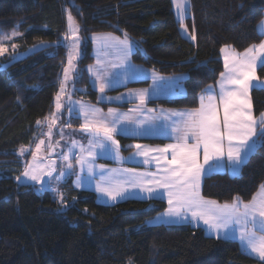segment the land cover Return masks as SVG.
Here are the masks:
<instances>
[{
	"label": "trees",
	"instance_id": "trees-1",
	"mask_svg": "<svg viewBox=\"0 0 264 264\" xmlns=\"http://www.w3.org/2000/svg\"><path fill=\"white\" fill-rule=\"evenodd\" d=\"M68 15L88 39L74 96L104 107L115 104L100 102L91 84L87 66L95 62L93 34L128 37L137 42L135 63L163 75L187 74L185 96L157 100L175 109H197L206 89L217 84L225 71L221 48L244 52L264 40L259 29L264 0H190L184 21L176 16L173 0H0V41L19 33L0 57V264H264L238 241L209 236L202 227L154 224L168 207L163 199L104 205L94 191L75 186L73 173L59 191L17 183L27 158L20 150L37 144L42 124L56 113L68 62ZM183 24L194 40L183 36ZM35 45L40 48L17 58ZM258 74L264 79V67ZM252 100L260 116L264 88H255ZM72 124L80 126L81 119L73 118ZM262 133L240 174L215 172L204 178V197L220 203L253 199L264 185Z\"/></svg>",
	"mask_w": 264,
	"mask_h": 264
},
{
	"label": "rangeland",
	"instance_id": "rangeland-1",
	"mask_svg": "<svg viewBox=\"0 0 264 264\" xmlns=\"http://www.w3.org/2000/svg\"><path fill=\"white\" fill-rule=\"evenodd\" d=\"M177 3L182 4L183 8L178 9L176 6ZM173 5L176 16L184 21L189 12L190 0H176L175 3L173 0ZM181 12L183 13L182 18ZM71 17L74 22L73 26L79 29L76 34L79 48H73L77 40L71 38L68 20V31L66 36L69 38L66 39L65 36L64 41L68 47V61L70 54L73 56V59L72 65L69 66L67 62L65 67L69 68V73L68 79L66 80L64 72V91L61 93L60 89L59 92V104L61 107L56 109L53 118L48 119L42 124V137L38 140L37 144L35 146L22 147L20 150L21 155L27 156L24 160V169L21 174L17 176L19 179L16 177L17 183L20 185H39L51 155H54L53 160H55L56 163L57 175L52 179L50 185L55 186L57 191L60 190L62 183L71 173L74 174V179L77 183L79 181L82 186H87L90 183V186L97 189V185L100 184L97 179L99 176L105 175L103 171L106 169L107 161H113L123 166L124 163L132 164L133 162L142 164L148 159L149 162L145 164L150 166V160L154 158L166 156L169 159V152L161 153L156 151V154H154L153 151H149L148 157L137 155L139 151L151 149L150 146L146 145L149 144L148 142L142 141L138 139V137L150 138V136H154L157 132H166V130L172 131L174 127L181 124L183 119H186V117L179 114L196 110L165 108L157 103L159 99L185 96L187 93L185 85L187 74L173 76L163 75L152 68L135 63L133 60V52L136 50L137 42L128 37L122 38L118 35L108 33L93 34L90 37L93 41V54L95 56V62L87 66L91 84L98 91L100 102H116L120 105L123 103H130V108L122 112L121 110L111 107L110 109H112L113 112L110 114L109 110H105V107L102 105L92 104L86 100L75 97V78L79 72V63L83 57V44L88 39L81 34L79 24L74 20L73 16ZM181 30L184 37L194 40L193 37L195 36L191 33L188 26L183 24ZM14 33L17 32L8 34L6 36L7 38L4 37L0 41V45L5 49V51L0 54V57L8 51L11 42L19 37V33L16 35H14ZM109 37H116L118 40H110L108 39ZM125 39L128 41L127 48L118 43V41ZM39 46L40 45H35L31 47L28 51L20 53L17 58L19 59L35 52L40 48ZM224 49H226V53L229 56L233 53L237 54V52L230 48L224 47ZM77 51L79 55H77ZM226 53H224V60ZM133 71L139 74L138 78L132 79L130 76L126 75ZM98 75L101 78L100 80H97ZM154 75L157 77L155 85L152 79ZM261 79L263 78L260 77V80ZM102 82L105 84L111 82L110 86L105 87L103 93L100 91V83ZM143 89H147L150 95L145 100V103L140 105L139 99L130 94ZM153 89H155L154 94ZM79 90L82 89L79 87ZM117 97L121 99H117ZM85 112H87V117L85 116ZM73 118H80L82 124L80 126L72 124ZM86 119L93 123H102L108 126H113V124H115L117 131L113 134V138L118 142V154L117 146L115 147L110 141L105 140L102 133L94 135L93 133L83 130ZM53 120H55V123H53ZM142 121L143 124H141ZM122 129L126 131H121ZM174 134V136L177 135L175 132ZM121 136L136 138V140L123 143L120 138ZM171 140L173 141L166 143L174 144L177 142L175 138ZM41 141H43V144L40 143ZM100 143H103V147L100 146ZM38 144H40L39 151L36 149ZM135 145H141L142 147L141 149H137ZM162 148L165 147L160 145L158 149ZM81 149H83V151ZM89 151L92 152L91 156L89 155ZM34 155L36 157L35 160L33 159ZM75 155H78V157L75 158ZM65 156L68 157L67 160L64 159ZM81 159L84 161L83 164L79 162ZM159 162L160 167L166 166L162 159ZM69 164H71V168L68 167ZM29 165H32L37 175L40 176L39 182L35 181V184H32L33 180H29L22 175L25 168ZM89 168L92 169L91 172H89ZM151 172V170L147 169L143 173ZM61 173H63V175H61ZM121 177L123 176L121 175ZM148 178L149 176L143 177V180L146 181ZM97 192L98 201L104 205H115L130 199L125 197L112 200L103 192ZM158 217L162 219L158 220ZM164 221L165 216L162 214L161 216H156L155 220L152 222L154 224H163Z\"/></svg>",
	"mask_w": 264,
	"mask_h": 264
},
{
	"label": "snow or ice",
	"instance_id": "snow-or-ice-1",
	"mask_svg": "<svg viewBox=\"0 0 264 264\" xmlns=\"http://www.w3.org/2000/svg\"><path fill=\"white\" fill-rule=\"evenodd\" d=\"M176 0H174V3ZM178 9H182L183 5L176 4ZM183 13L181 12V18ZM69 27L71 31V38L77 40L73 45L74 49L79 48L78 27L73 26V19L71 15L68 17ZM17 33H14L16 35ZM264 35V32L261 33ZM7 38V37H6ZM69 38L66 36V39ZM110 40H118L116 37H109ZM195 39V37H193ZM119 44L125 48L128 47L127 39L118 41ZM5 51L0 45V54ZM222 53H226V49L221 48ZM77 55L79 52L77 51ZM264 57V40L258 45H253L247 48L243 54L233 53L229 56L225 54V69L228 73H235V75H225L221 73V80L219 81L220 95L219 102L222 105L223 115L220 116L219 107L215 103L216 95L212 89H206V97L208 103L205 104V96L202 95L200 100L201 104L198 109L189 113L179 114L186 119H183L181 124L172 129L177 135L175 136L176 143L169 144L162 149H149L146 151H139L137 155L148 157L149 151H159L161 153L171 152V158L165 157L155 158L158 161V170L160 175L157 177L153 173H140L138 178L129 181L132 187H139L141 190L153 192L156 187L164 188L167 191L168 203L170 208L166 215L180 217L191 214L195 221H203L208 229L219 232L221 229H227L232 223L240 225V240L245 245V250H250L256 254L261 261H264V235L257 236L256 231L251 229H258L264 233V195L259 200L253 197L250 203L242 204L243 211H241V202L239 198L231 204L225 203L218 204L216 201L205 200L199 192L200 179L203 172L214 169L217 165L208 164L210 160L220 161V158L225 154L228 160L234 164L239 165L242 163L244 155L251 149L252 145L249 144L251 137L255 134L256 119L252 113V104L249 99V88L255 87L249 84V81L255 77V70L257 67V60ZM73 56L69 55V66L72 65ZM231 60V65L229 61ZM99 63V61H98ZM264 67V60L260 61ZM65 79H68L69 68H65ZM132 79L138 78L139 74L135 71L127 73ZM97 76V80H100ZM155 85L157 77H152ZM108 84L100 83V91L103 93ZM226 85H233L234 87H226ZM264 87V86H261ZM64 91L63 84L61 85V93ZM155 89H153V94ZM139 99L140 105L145 103L150 93L147 89L139 90L131 93ZM60 96L57 95V109L61 107L59 104ZM117 99H121L117 97ZM83 110V109H82ZM99 111V110H94ZM113 112L109 109V113ZM87 117V112H85ZM260 124L264 125V113L260 114ZM40 121H37L39 124ZM55 123V120H53ZM143 124V121L141 122ZM83 130L98 135L103 134L105 140L110 141L112 145L117 146L118 142L113 138V134L117 131L115 124L108 126L102 123H93L86 119L83 125ZM121 131H126L122 129ZM264 135V133H262ZM43 144V141L40 142ZM255 142H253L254 144ZM103 147V143H100ZM137 149H141V145H135ZM37 151L40 150V144L36 146ZM203 154L204 164L199 161V156ZM83 151V149H81ZM89 155L92 152L89 151ZM35 160V155L33 156ZM68 159L67 156L64 157ZM163 160L166 165L162 169L159 168V161ZM84 163L83 159L79 161ZM148 163L149 160L144 161ZM208 165V169L204 168ZM71 168V164L68 165ZM54 170V169H53ZM89 168V172H91ZM238 170V169H234ZM132 171V170H127ZM23 176L29 180L39 182L40 176L37 175L34 167L29 165L22 173ZM51 175V171L47 173ZM63 175V173H61ZM153 176L151 183L154 184L153 188H146L144 186L143 177ZM19 179V177H17ZM105 181V177H101ZM264 188V186H262ZM97 191L103 192L110 199L115 200L117 197L125 198L124 193L126 189L120 183L113 184L110 180L107 184L104 183L97 185ZM61 199H63L61 197ZM186 210V211H185ZM162 219L161 217L157 218ZM225 238H228L225 235Z\"/></svg>",
	"mask_w": 264,
	"mask_h": 264
},
{
	"label": "crops",
	"instance_id": "crops-1",
	"mask_svg": "<svg viewBox=\"0 0 264 264\" xmlns=\"http://www.w3.org/2000/svg\"><path fill=\"white\" fill-rule=\"evenodd\" d=\"M259 29H260L261 32H264V19L259 24ZM227 48H230V47H227ZM230 49H232V48H230ZM232 50H234V49H232ZM234 51L237 52L238 55L244 53V52H238L236 50H234ZM222 58L224 60V53H222ZM261 60H264V57L258 58V60H257V67H256V70H255V77L249 81V84L250 85L255 86V87H250L249 88V99H250L251 104H252V113H253V116H254V118L257 121V124L255 126V134L251 137V140L249 141V144L252 145V147L244 155L243 161L239 165L232 164L228 160L226 154L223 157L220 158V161L219 162H217L216 160H210L208 162V164H211V165H217L218 164V166L215 167L214 169H211L209 171L203 172L202 175H201L199 192H200V195L205 200L216 201V200H212V199H208V198L204 197V195L202 193V185H203L204 178L207 175H209L211 173H215V172H228V173H230L232 175H238V174H240L241 173V170H242L243 164L248 160V158L251 156V154L254 152V150L257 147L258 135H259L260 131H264V125L260 124V122H259L260 121V116H257L255 114V112H254L253 100H252V92H253V90L255 88H264V87H261V86H264V80L263 79L260 80V77L258 76V70L261 67V64H260V61ZM224 63H225V60H224ZM229 63L231 65V63H232L231 60L229 61ZM224 74L226 76L227 75H235V73H228V71L226 69L224 71ZM220 80H221V78H220ZM219 81L217 82V84H215L214 86H212L210 88L212 89L213 93L216 95V101H215V103L218 105L219 112H220V116L222 117V115H223V109H222V105H220V102H219V95H220ZM226 87H234V86L233 85H226ZM203 95L205 96L204 103L207 104L208 103V100H207V97H206V93L203 94ZM111 103H113L115 105H111V106L105 107V110H109L111 107H113V108H116L117 110H121L122 112H124V110H128L130 108V107L127 108V107L118 106V105H116V104H118L116 102H111ZM200 104H201V100H200ZM174 135L175 134H174L173 131L166 130V132H157V133L154 134V136H150V138H148V139H164L167 142H171V141H173L171 139H174L175 138ZM142 138L144 139L145 137H138V139H142ZM253 142H255V143L253 144ZM148 143L149 144H146V143L145 144L148 145V146H150L151 149H158L160 147V145L166 147L167 145L171 144V143H166V142H163V143L148 142ZM153 152H154V154H156V151H153ZM168 157H169V159L171 158V152L170 151H169V156ZM52 158L53 157H50L49 158V161ZM75 158H76V155H75ZM79 158H80V156H79ZM150 161H151L150 166H147L145 163L140 164V163H137V162H133L135 164H133V163L132 164L131 163H124L123 166H121V165H119L116 162H113V161L109 162V161H107V163H106L107 164L106 165V169L103 171L105 173V175H103V176L106 178V180L105 181H102L101 180V177L102 176H99V178L97 180H99V183L100 184L101 183H104L105 185L107 184V181H109V180L113 184H116V183L122 184V186L126 189V192L124 193V197H126V198L127 197L130 198V199L131 198H140V199H145V200L163 199V200H165L167 202L168 207H167V209L164 212L160 213L158 216H161L162 214H163V216H165L164 223H166V224H192L193 226H196V227H202L209 236H213V237H217V238H222V239H228V240H236V241H238L240 243L241 248L243 249V251L245 253H247V254L251 255L252 257L260 260L256 254L252 253L250 250H247V251L245 250V245L242 244V242L240 240V235H239L240 230H241L240 229V225L235 224V223H232V224H230L228 226L227 229H221L219 232H216V231H212V230L208 229V226L205 225L203 223V221H195V220H193L190 213L187 214L186 216L182 215L180 217H176V216H171L170 217V216L166 215L168 213V210L170 208V205L168 203L167 191L164 188L156 187L155 188V191L148 192V191L141 190V188H139V187H132L131 184L129 183V181L138 178V175L140 173L145 172V170H147V169L151 170L152 171L151 173L156 174L157 177L160 175V173H158L159 170H158V161H157V159L154 158V159H152ZM199 161H200L201 164H204L202 149H201V153H200V156H199ZM41 167H42V165H41ZM162 167L163 166L160 167V162H159V168L161 169ZM204 168L205 169H208V165H204ZM234 169H238V170H234ZM48 170H49V162L46 165V171L44 172L43 176L46 175V173L48 172ZM127 170H132V171H127ZM121 175L123 177H121ZM43 176H42V178H43ZM152 180H153V176H149L148 180H146V181L143 180L144 186L146 188H153L154 187V184L151 183ZM51 181H50V183H51ZM35 183H36L35 181L32 182V184H35ZM50 183H49V189L51 191L56 190L55 189L56 187L55 186H51ZM74 184H75V186L78 189H88V190H92V191H94L98 195L97 189L94 188L93 186H90L91 185L90 183L89 184L86 183V184H88L87 186H82V184H80L79 181L77 183V181L75 180L74 181ZM262 195H264V188L261 187V189L256 193V195L254 197H256L257 200H259ZM117 198H121V197H117ZM239 201L241 202V211H243L242 204L250 203L252 200L250 202H244V201H242V200L239 199ZM216 202L218 204H220V205L225 204V203H220L218 201H216ZM233 202H231V203H233ZM231 203H228V204H231ZM250 230L251 231H256L257 236L264 235V233H261L258 229H251L250 228ZM225 235H227L228 238H225Z\"/></svg>",
	"mask_w": 264,
	"mask_h": 264
},
{
	"label": "water",
	"instance_id": "water-1",
	"mask_svg": "<svg viewBox=\"0 0 264 264\" xmlns=\"http://www.w3.org/2000/svg\"><path fill=\"white\" fill-rule=\"evenodd\" d=\"M50 157H53L50 161H49V171H51V175H46L43 176V178L41 179L40 181V188L42 189H47L49 187V183L50 181L55 177V175L57 174V167H56V163H55V160L54 159V155H51ZM54 169V170H53Z\"/></svg>",
	"mask_w": 264,
	"mask_h": 264
},
{
	"label": "built area",
	"instance_id": "built-area-1",
	"mask_svg": "<svg viewBox=\"0 0 264 264\" xmlns=\"http://www.w3.org/2000/svg\"><path fill=\"white\" fill-rule=\"evenodd\" d=\"M76 157H78V155H76Z\"/></svg>",
	"mask_w": 264,
	"mask_h": 264
}]
</instances>
